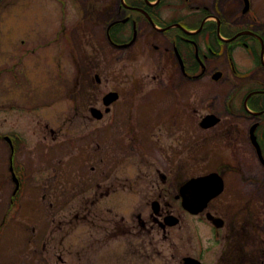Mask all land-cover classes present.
I'll use <instances>...</instances> for the list:
<instances>
[{
    "label": "rangeland",
    "instance_id": "rangeland-1",
    "mask_svg": "<svg viewBox=\"0 0 264 264\" xmlns=\"http://www.w3.org/2000/svg\"><path fill=\"white\" fill-rule=\"evenodd\" d=\"M25 32L24 18L1 23L0 37L9 41ZM146 57L123 62L109 83L101 79L98 102L92 104L100 114L105 93L115 90L120 95L107 106H114L115 117L104 114L101 120L90 115V106L75 105L80 73L69 56L62 58L61 67L49 56L46 70H32L30 89L24 82L16 86L2 78L0 220L5 214L6 219L0 229V264H180L185 256L199 257L203 264H264V248L255 237L260 234L226 223L216 243L211 224L201 215L185 213L171 198L185 180L204 169L188 161V151L176 140L182 136L172 135L173 90L158 87L152 61ZM11 146L17 147L12 151ZM90 146L99 152L95 162L103 151L108 160L106 156L98 168L96 163V172L86 176L93 169V157L82 161L79 152L90 148L93 153ZM13 154L22 170L20 175L12 169L21 188L18 209L9 208L15 187L10 172ZM195 155L201 158V152ZM228 177L225 186L230 189ZM110 187L115 194L96 200L95 193ZM230 195L227 190L217 195L209 208L221 217L232 216L235 204L229 202ZM154 200L178 218L171 228L163 231L151 224ZM117 222L129 233L105 229L104 223L115 227ZM110 231L115 238L108 236Z\"/></svg>",
    "mask_w": 264,
    "mask_h": 264
},
{
    "label": "flooded vegetation",
    "instance_id": "flooded-vegetation-1",
    "mask_svg": "<svg viewBox=\"0 0 264 264\" xmlns=\"http://www.w3.org/2000/svg\"><path fill=\"white\" fill-rule=\"evenodd\" d=\"M10 17L24 18L26 32L11 41L0 37V87L5 78L30 89L32 70H46L49 56L61 67L69 56L80 73L74 103L90 109L98 102L102 78L109 83L123 62L147 56L158 87L173 90L172 135L182 136L176 140L188 151V161L204 169L196 176L216 173L222 181L218 195L230 191L235 204L232 216L221 217L209 208L215 196L196 216L214 228L216 243L227 223L260 234L255 237L264 248V0H0V34ZM105 115L114 118V106ZM115 193L110 187L94 196L103 200ZM176 195L171 198L180 203ZM160 205L151 224L164 231L171 227L161 222L173 214ZM207 214L222 226L214 227ZM104 224L106 230H127L119 222ZM184 259L203 264L190 256L180 264Z\"/></svg>",
    "mask_w": 264,
    "mask_h": 264
},
{
    "label": "water",
    "instance_id": "water-1",
    "mask_svg": "<svg viewBox=\"0 0 264 264\" xmlns=\"http://www.w3.org/2000/svg\"><path fill=\"white\" fill-rule=\"evenodd\" d=\"M118 95L115 92L108 93L103 98V104L108 106L110 103L116 101ZM109 109L106 108L105 112ZM92 117L95 119H101L102 114H100L95 108L90 110ZM164 180V177H162ZM222 190V181L216 173H209L205 176H199L196 178H191L189 181L185 182L179 191V195L176 198L181 197L182 207L191 214L200 213L207 205V203L217 196ZM152 210L154 214L159 212L158 202L152 203ZM207 219L211 221L217 228L222 226V221L214 218L210 214L206 215ZM170 219V220H169ZM173 220V221H172ZM177 222V219L172 216H167L164 220V225L172 226ZM183 264H200L194 259H184Z\"/></svg>",
    "mask_w": 264,
    "mask_h": 264
},
{
    "label": "trees",
    "instance_id": "trees-1",
    "mask_svg": "<svg viewBox=\"0 0 264 264\" xmlns=\"http://www.w3.org/2000/svg\"><path fill=\"white\" fill-rule=\"evenodd\" d=\"M15 145L18 146L19 143L16 142ZM16 147L14 146L15 149H16ZM90 147L92 148L93 153L88 152V150H90V148H84L83 150H81V152H79L80 153V159H82V161L84 159L85 161L90 162L91 161V156L93 157V160L90 162L91 163V166L93 167V169L89 168L88 171L85 174L86 176H88V175L91 176L92 173L96 172L97 168L98 167H101L103 165L102 162H103V160H105V158L107 156V154L103 151V153H101V155H100V158H98L96 160V162H95V156L96 157L99 156V152L96 151V148L97 147L96 148H94L93 146H90ZM13 157H14V154H13ZM107 160H108V156H107ZM93 163H95V164L93 165ZM96 163H97V168H95ZM82 168H84V165L83 164H81V166H80V169H82ZM15 169H16L17 172H19V173L21 172L20 169L18 168V164H17V166H16ZM80 176H82V175H80ZM94 176H96V174ZM114 190L115 189H113V191ZM19 193L20 192H17V193H14V191L12 192V194L10 195V199H9V208H11V206H18L19 205ZM5 216H6V214H5ZM5 216H3L1 219L3 220V218ZM3 223H4V220H3V222L0 225H2Z\"/></svg>",
    "mask_w": 264,
    "mask_h": 264
}]
</instances>
